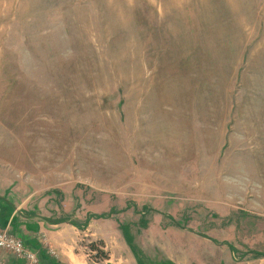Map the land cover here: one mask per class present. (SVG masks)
<instances>
[{
  "label": "rangeland",
  "instance_id": "374dc122",
  "mask_svg": "<svg viewBox=\"0 0 264 264\" xmlns=\"http://www.w3.org/2000/svg\"><path fill=\"white\" fill-rule=\"evenodd\" d=\"M10 192L43 264H264V0H0Z\"/></svg>",
  "mask_w": 264,
  "mask_h": 264
},
{
  "label": "crops",
  "instance_id": "0c3cea01",
  "mask_svg": "<svg viewBox=\"0 0 264 264\" xmlns=\"http://www.w3.org/2000/svg\"><path fill=\"white\" fill-rule=\"evenodd\" d=\"M11 194V195H10ZM9 195L11 196V197H8V196H5V195H3V194H0V199L3 201V202H5L8 206H11V207H13L14 208V210H17V213H19V214H21V212H19L20 210H21V207H20V204H15L11 199L13 198V193L12 192H10L9 193ZM14 203V204H13ZM39 219H41V220H43L42 219V217L41 218H39ZM44 221V220H43ZM56 225H58V224H56ZM49 235H51L52 236V238H55V240L57 241L56 243H54L53 242V244H54V249H55V251L57 252V254H58V256H60V262H71L72 264H76L75 262L77 261L78 262V264H83V260H82V258H80V257H78L75 253H74V246H73V244H69V243H67V242H65V243H59L58 242V239H59V237H57L58 236V234H60V235H64V232H61V233H54V235H52L51 233H48ZM62 237V236H61ZM59 246V247H58ZM61 253H64L65 255L63 256V255H61ZM5 256L7 255L8 256V253H3ZM9 256H10V253H9ZM1 257V256H0ZM6 258V259H5ZM4 259L3 258H1L2 260H3V262L5 263V264H21V262L20 261H17V260H14V259H12V258H7V257H5ZM5 260V261H4ZM40 262H39V264H43L44 262H46V259H42V257L40 258V260H39Z\"/></svg>",
  "mask_w": 264,
  "mask_h": 264
},
{
  "label": "built area",
  "instance_id": "2783aa9c",
  "mask_svg": "<svg viewBox=\"0 0 264 264\" xmlns=\"http://www.w3.org/2000/svg\"><path fill=\"white\" fill-rule=\"evenodd\" d=\"M0 249L10 254L23 256L28 264H38L39 262L34 253L24 248L21 240L4 232H0Z\"/></svg>",
  "mask_w": 264,
  "mask_h": 264
}]
</instances>
